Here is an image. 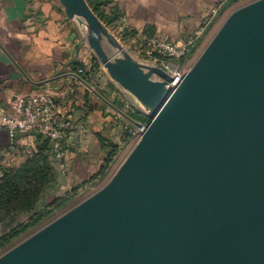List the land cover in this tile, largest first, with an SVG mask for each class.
I'll list each match as a JSON object with an SVG mask.
<instances>
[{
  "label": "water",
  "instance_id": "1",
  "mask_svg": "<svg viewBox=\"0 0 264 264\" xmlns=\"http://www.w3.org/2000/svg\"><path fill=\"white\" fill-rule=\"evenodd\" d=\"M59 1L149 123L104 187L0 264H264V0L231 12L176 86L87 0Z\"/></svg>",
  "mask_w": 264,
  "mask_h": 264
},
{
  "label": "crops",
  "instance_id": "2",
  "mask_svg": "<svg viewBox=\"0 0 264 264\" xmlns=\"http://www.w3.org/2000/svg\"><path fill=\"white\" fill-rule=\"evenodd\" d=\"M93 1L109 15V26L118 34L128 38L130 33L149 30L180 42L205 30L234 0ZM85 35L86 29L68 18L59 0H0V114L18 97L48 91L55 95L63 115L81 120L92 133L86 143L69 148L64 172L49 148L45 151L54 177L40 205L87 180L104 163L111 143L120 144L124 139L123 123L114 113L115 104L108 100L118 93L109 87L111 78L94 66L95 54ZM79 68L83 74L78 73ZM85 83L99 84L108 98L101 96L109 103ZM127 96L133 105L135 99ZM8 144L7 132L0 130V158L5 157L1 162L11 158L12 166L19 167L37 153L41 141L37 135L23 134L15 152L8 151Z\"/></svg>",
  "mask_w": 264,
  "mask_h": 264
},
{
  "label": "built area",
  "instance_id": "3",
  "mask_svg": "<svg viewBox=\"0 0 264 264\" xmlns=\"http://www.w3.org/2000/svg\"><path fill=\"white\" fill-rule=\"evenodd\" d=\"M203 32L204 30L197 31L177 42L168 34L156 36L149 30H141L136 33L134 42L138 44L141 55L142 52L145 53L147 57L153 59V65L162 67L173 76L170 85L176 86L186 72L179 71L172 62L159 61V58L180 59L187 56L194 49ZM143 47L145 50L142 51ZM78 73L83 74V68H79ZM140 123L141 125L130 130L137 141L142 138L149 121ZM0 130L8 134L9 152L16 151L20 135L43 136L48 140L49 151L57 159L59 169L63 172L67 166L66 157L69 148L79 147L92 135L81 120L63 115L55 95L48 91L33 92L16 98L11 106L0 114Z\"/></svg>",
  "mask_w": 264,
  "mask_h": 264
},
{
  "label": "rangeland",
  "instance_id": "4",
  "mask_svg": "<svg viewBox=\"0 0 264 264\" xmlns=\"http://www.w3.org/2000/svg\"><path fill=\"white\" fill-rule=\"evenodd\" d=\"M251 1L253 0H234L226 4L223 10L213 20V23L210 24L207 28H205L203 34L197 41L196 46L194 47V49L191 51L190 54L185 56V58L173 59V58H168V57H160L159 61L172 62L179 71L187 72L196 63V61L198 60V58L200 57L204 49L210 43L214 35L217 33V31L222 26V24L227 19V17L230 15V13L233 12L235 9L239 8L240 6H243ZM106 26L110 28V31L117 37L120 43L131 53V55L134 58L138 59L141 62L143 61L148 62L146 64H153L152 63L153 59H150V57H147L145 53L143 52H142V55L140 54V49L138 48V44H135L134 42L135 35L133 33H130V36L127 38L125 34H121V33L118 34L110 26L108 25ZM105 46L108 52L110 54H113V49L110 48L107 42H105ZM141 50L142 51L145 50V47L141 48ZM97 60L99 62V66L97 67H99V69L101 68L103 72H105V74H107V76L111 78L107 70L104 68L103 64H101L98 58ZM111 80L113 83H111L112 85L109 87H111V89H115V91L118 94L116 95L115 98L112 99L110 97V99L108 100L109 102H112L113 104H115V106L111 104L114 108V113L116 114L118 120H120L123 123L124 139L119 144V148L116 150L114 157L111 159L110 163L108 164V167L104 175L82 186L80 189H78V191L74 195L69 197V199H67L61 206L50 209L49 211H47L46 214L44 213L45 216L40 221H38L35 225L29 227L25 232H23L18 237L14 238L13 240L7 243H4L3 245L0 244V256L6 253L11 248H13L14 246H16L17 244H19L20 242L24 241L26 238L30 237L32 234L36 233L43 227L47 226L48 224H50L51 222H53L54 220H56L57 218L65 214L66 212H68L70 209L74 208L76 205H78L79 203H81L82 201H84L85 199H87L88 197L96 193L97 191H99L102 187H104L111 180V178L115 175V173L124 163V161L127 159L129 154L132 152L133 148L135 147L138 141L135 138L134 133L130 131L132 128H135L137 125L134 124L130 118L137 120L139 122H147L149 121V119L147 118L145 114L146 111L143 109V107L138 102L135 101V103L133 104L134 106L131 104L132 102L130 101V98L127 96V95L131 96L130 93L124 90L112 78ZM91 87L92 88H90V90L94 94H96L95 93L96 91L100 95L107 97L105 94H103V90L100 88L99 84H94ZM98 97L100 98V96ZM109 102L107 101V103ZM118 110L125 113L128 117L123 115ZM4 158L5 157L0 158V178L4 173V168H13L12 164L14 160L9 158L7 162L2 163L1 161ZM26 214H29V211H26V212L19 211L17 216H25ZM17 220L18 219L16 218V216H13V214L11 217L0 215V236L7 230H10V228L14 227L17 224Z\"/></svg>",
  "mask_w": 264,
  "mask_h": 264
},
{
  "label": "trees",
  "instance_id": "5",
  "mask_svg": "<svg viewBox=\"0 0 264 264\" xmlns=\"http://www.w3.org/2000/svg\"><path fill=\"white\" fill-rule=\"evenodd\" d=\"M87 1L102 22L108 26L112 24V19L100 8L101 6L99 3L93 0ZM133 34L136 35L135 33ZM183 58H185V56ZM93 60L95 61L94 66H99V62L95 56ZM37 136L41 141L37 153H34L33 156L29 157L19 167L4 168V173L0 178V215L11 217L13 214V216H16L18 219L14 227L1 234V245L13 240L25 232L29 227L35 225L45 216L47 211L61 206L82 186L104 175L108 164L119 148V144L111 143V150L98 171L81 184L73 186L70 190L66 191L64 195L56 197L53 201L45 205H40L41 198L49 182L54 177V172L50 165L49 157L45 154V151L49 148L48 140L39 134H37ZM19 211H29V214L17 216Z\"/></svg>",
  "mask_w": 264,
  "mask_h": 264
}]
</instances>
